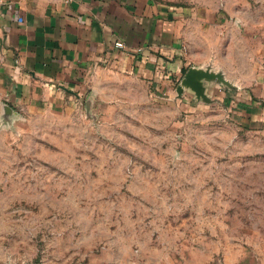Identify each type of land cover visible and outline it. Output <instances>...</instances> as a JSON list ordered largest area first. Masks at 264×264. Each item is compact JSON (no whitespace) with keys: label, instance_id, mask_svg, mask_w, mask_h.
Masks as SVG:
<instances>
[{"label":"rangeland","instance_id":"374dc122","mask_svg":"<svg viewBox=\"0 0 264 264\" xmlns=\"http://www.w3.org/2000/svg\"><path fill=\"white\" fill-rule=\"evenodd\" d=\"M155 1L220 101L107 68L60 106L0 95V264H264V0Z\"/></svg>","mask_w":264,"mask_h":264},{"label":"crops","instance_id":"0c3cea01","mask_svg":"<svg viewBox=\"0 0 264 264\" xmlns=\"http://www.w3.org/2000/svg\"><path fill=\"white\" fill-rule=\"evenodd\" d=\"M181 16L155 0H0L1 99L16 110L60 106L87 72L107 68L184 102L193 94H177L188 68Z\"/></svg>","mask_w":264,"mask_h":264},{"label":"water","instance_id":"95a60500","mask_svg":"<svg viewBox=\"0 0 264 264\" xmlns=\"http://www.w3.org/2000/svg\"><path fill=\"white\" fill-rule=\"evenodd\" d=\"M222 81L223 78L216 74L192 68L184 74L183 80L177 89L178 98H182L185 92H190L199 103H213L214 100L209 98L207 92L212 83H221Z\"/></svg>","mask_w":264,"mask_h":264},{"label":"built area","instance_id":"2783aa9c","mask_svg":"<svg viewBox=\"0 0 264 264\" xmlns=\"http://www.w3.org/2000/svg\"><path fill=\"white\" fill-rule=\"evenodd\" d=\"M117 47L122 48L123 47V44L122 43H118L117 44Z\"/></svg>","mask_w":264,"mask_h":264}]
</instances>
